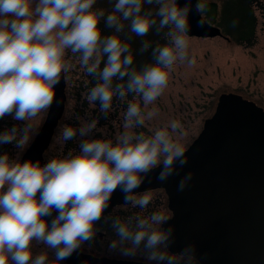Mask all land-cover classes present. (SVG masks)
<instances>
[{
	"label": "clouds",
	"instance_id": "1",
	"mask_svg": "<svg viewBox=\"0 0 264 264\" xmlns=\"http://www.w3.org/2000/svg\"><path fill=\"white\" fill-rule=\"evenodd\" d=\"M96 5L97 0H0V120L15 122L0 129V145L15 148L0 152V264H64L92 248L105 225L111 236L104 255L145 264H200L195 242L173 250L171 216L149 212L153 196L137 189L153 170L159 169L156 178L164 183L188 161L185 146L192 138L182 121L151 122L178 66L195 64L190 16L193 7L198 16L206 13L207 0H115L107 13ZM125 22L137 37L152 30L162 34V44L142 41L139 52H149L150 62L134 65ZM73 59L94 81L83 98L100 116H76L78 126L62 127L61 148L43 163L22 158ZM130 94L122 131L113 138L98 128L99 120L108 118L114 99L123 102ZM77 140L65 151L63 145ZM191 179L189 171L177 191ZM117 189L123 206L138 212L105 215Z\"/></svg>",
	"mask_w": 264,
	"mask_h": 264
},
{
	"label": "water",
	"instance_id": "2",
	"mask_svg": "<svg viewBox=\"0 0 264 264\" xmlns=\"http://www.w3.org/2000/svg\"><path fill=\"white\" fill-rule=\"evenodd\" d=\"M198 20H203L204 25L198 26ZM190 23L189 36H222L220 28L198 16L194 7ZM64 89L61 78L39 133L22 158H39L42 162L63 112ZM186 158V165L166 182L157 180L156 169L137 189L165 188L173 213L168 223L175 227L173 250L195 242L201 264H264V108L240 94L221 93L214 112L186 147ZM189 171L191 181L178 192L179 180ZM121 193L117 189L113 196ZM66 261L126 264L80 252Z\"/></svg>",
	"mask_w": 264,
	"mask_h": 264
},
{
	"label": "rangeland",
	"instance_id": "3",
	"mask_svg": "<svg viewBox=\"0 0 264 264\" xmlns=\"http://www.w3.org/2000/svg\"><path fill=\"white\" fill-rule=\"evenodd\" d=\"M211 1H215L217 6L218 17L214 25L221 28L225 34L229 32L231 37L229 35L230 39H227L224 35L189 36L190 54L195 64L190 68L178 66L170 78L169 87L164 95L155 102L160 115L151 122L155 124L171 118L179 119L185 125L192 140L202 129L205 119L214 112L217 98L221 93L240 94L264 108V0ZM234 21L235 26H233ZM248 30L253 33L249 41H246L248 38L235 39L241 37L238 33ZM72 62L73 69L64 75L66 96L64 111L55 127L49 146L43 153V162L46 157L55 155L61 148L59 132L62 127L78 126L75 121L76 116L84 117L86 114L93 118L100 116L98 107L94 108L83 98L93 86V79L86 75L79 66L78 60L73 59ZM131 99H133L131 94L123 102L114 99L108 118L101 117L98 128L107 129L113 138L116 132L122 131L123 113L127 101ZM13 123L15 122L9 118V124H1L2 129L10 127ZM141 130L147 131V128L138 129ZM93 135L98 133L94 132ZM77 142L78 140L63 145L65 151L68 148H75ZM4 147L3 151H8L10 154L15 152L11 144ZM148 193L154 198L152 205L149 206V212L159 210L166 215L171 214L170 208L167 207V194L163 189L151 190ZM119 211L125 212L126 216L139 210L130 207L115 209V213ZM109 236L111 230L105 225L103 232L98 233L93 247L90 249L85 247L84 250L104 252ZM49 257L51 259V253ZM52 264L56 262L52 261ZM64 264L69 263L65 261Z\"/></svg>",
	"mask_w": 264,
	"mask_h": 264
},
{
	"label": "trees",
	"instance_id": "4",
	"mask_svg": "<svg viewBox=\"0 0 264 264\" xmlns=\"http://www.w3.org/2000/svg\"><path fill=\"white\" fill-rule=\"evenodd\" d=\"M114 2H115V0H97L96 6L97 7H103L107 13V12L111 11ZM207 5H208L207 12L202 14V16L206 20L214 23L218 17L216 2L211 1V0H207ZM145 8H152L154 10L155 5H152V6L145 5ZM244 31L238 33V35L241 37H235V39L248 38V39H246V41H249V37H251L253 35V33L250 30H248L246 32H244ZM125 32L131 37V39L128 41V43L130 44L133 55H134V65L137 67L142 63L150 62V59H151L149 52H145L142 54L139 52V49L141 47L143 40L149 41L152 45H155L156 43H161V44L164 43L162 34L156 35L154 30L150 31L146 37H137L134 34H131L130 32H128L127 22H125ZM106 33H107V30H106ZM221 33H222V35L225 36V38L230 39L231 35L229 34V32H227V34H225L224 31H222V29H221ZM229 35H230V37H229ZM3 123L9 124V118L6 117L4 120H0V129H2L1 124H3ZM4 149H5L4 145H0V152H2Z\"/></svg>",
	"mask_w": 264,
	"mask_h": 264
},
{
	"label": "flooded vegetation",
	"instance_id": "5",
	"mask_svg": "<svg viewBox=\"0 0 264 264\" xmlns=\"http://www.w3.org/2000/svg\"><path fill=\"white\" fill-rule=\"evenodd\" d=\"M65 100H66V96H65ZM48 146H49V144H48ZM42 163H43V156H42ZM156 189H163V191L167 194V192L163 186H157V187H152V188L143 189V190L151 191V190H156ZM143 190H138V191H143ZM123 203H124V194L123 193L116 195V196H113L111 199V202L109 204V208L106 210L105 215L106 216H120L121 218L125 217V212L119 211L118 213H115L116 208L124 207ZM167 207L170 208L168 205V195H167ZM170 211H171V214L169 216L172 217L173 213H172L171 208H170ZM80 253L88 254V255H91V256H94L97 258H101V259H107V260H111V261H115V262L126 263V264H145V262L142 259L132 260V259H126V258H122V257H118V256H108V255H104V252H100V251H93V250L88 251V250L82 249Z\"/></svg>",
	"mask_w": 264,
	"mask_h": 264
},
{
	"label": "bare ground",
	"instance_id": "6",
	"mask_svg": "<svg viewBox=\"0 0 264 264\" xmlns=\"http://www.w3.org/2000/svg\"><path fill=\"white\" fill-rule=\"evenodd\" d=\"M70 73V72H69ZM74 75V74H73ZM81 91V90H80ZM67 105V104H66ZM76 121V120H75ZM56 134V133H55Z\"/></svg>",
	"mask_w": 264,
	"mask_h": 264
}]
</instances>
